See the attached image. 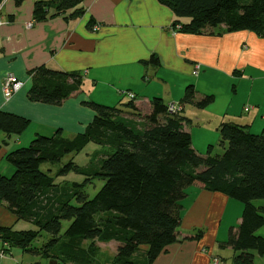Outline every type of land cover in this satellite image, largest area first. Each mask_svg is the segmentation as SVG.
<instances>
[{
  "label": "trees",
  "instance_id": "16d2710c",
  "mask_svg": "<svg viewBox=\"0 0 264 264\" xmlns=\"http://www.w3.org/2000/svg\"><path fill=\"white\" fill-rule=\"evenodd\" d=\"M13 1L17 6L24 0ZM82 1L36 0L33 18L41 21L68 10L71 16H78L83 12L78 7ZM158 2L172 10L175 32L198 34L223 25L228 32L251 30L264 36V0ZM145 62L158 65V58L151 55ZM27 74V99L54 106L80 91L83 83L82 73L43 64ZM194 96L193 85H187L179 105L193 103L201 108L214 100L213 94L196 101ZM149 104V111L135 121L121 115V108L82 101L81 105L94 113L82 132L71 137L62 136L61 129L51 135L35 134L27 145L9 150L5 160L13 171L0 174V201L16 219L35 228L0 226V248L5 253L21 248L60 264H93L97 242L115 241L111 264H153L178 240L181 202L188 187L199 185L243 203L236 230H230L222 244L235 252L232 264H254V254L264 256V235L257 232L264 226V206L253 202L264 199V126L254 133L245 125L222 122L218 128L222 151L213 154L214 145L210 144L205 154H200L183 128L188 119L180 115L181 106L170 113L168 103L160 97L151 98ZM124 105L130 113L139 114L133 99ZM30 123L22 115L0 110V132L7 136L22 134ZM90 142L109 150L99 166L80 167L68 162L56 175L72 171L84 176L83 181L56 182L41 169L42 164L57 163L72 152H80ZM95 179L103 184L88 198L84 187ZM63 221L67 224L62 230ZM41 232L48 240L33 248L31 243ZM201 236L202 231H198L182 238L198 240Z\"/></svg>",
  "mask_w": 264,
  "mask_h": 264
},
{
  "label": "crops",
  "instance_id": "0c3cea01",
  "mask_svg": "<svg viewBox=\"0 0 264 264\" xmlns=\"http://www.w3.org/2000/svg\"><path fill=\"white\" fill-rule=\"evenodd\" d=\"M35 1L24 0L16 6L13 0H6L0 12V110L22 115L31 121L20 135L7 136L0 132V174L10 175L13 171L5 160L9 150L26 145L35 134L51 135L61 129L63 136V130L68 126L75 134L82 132L94 116L92 110L81 105L82 101L93 100L82 90L60 106L29 101L26 97L30 86L27 70L42 64L52 69L82 73L83 79L95 84L108 73L110 78L127 79L128 87L134 91H126L134 93L133 100L138 109L141 103L146 105L147 111L151 98L138 97L135 90L138 91L140 83L147 81L149 85L158 81L168 85L178 81L177 85L168 88L176 87L180 97L185 87L192 84L196 101L204 96L203 93H208L206 88L199 89L198 82L200 85L207 82L206 85H212L210 91L214 96L212 111L207 112V128L218 130L222 122H233L245 125L254 133L262 130L263 35L251 30L228 32L223 25L198 34L173 33L175 16L158 0H83L78 5L83 12L78 16H71L68 10L35 21ZM27 22H32V26L26 27ZM151 55L158 58V65L145 62ZM196 65L198 69L194 74ZM7 73L22 79L24 86L6 101L1 86ZM221 78L230 79L233 84L227 87L219 81ZM166 99L178 98L168 92ZM93 101L103 103V100ZM168 101L165 103H170ZM180 106L182 111L184 104ZM36 107L58 112L64 118H54L50 114L39 125L29 112L30 108ZM73 109L82 115L79 119L75 118ZM185 123L183 128L189 132ZM192 146L196 150L193 142ZM192 186L195 189L187 194L182 204L180 236L158 255L153 264H232L235 252L230 246L222 247L223 237L218 240L216 236L229 197L199 185ZM239 221L240 217L236 226ZM0 226L19 230L25 223L16 219L6 203L0 201ZM198 231H202L198 240L182 238L184 234ZM257 232L264 235L260 230ZM141 250L143 252L144 248ZM21 252H24L21 248L19 251L11 249L0 258V264H29L23 262ZM214 259L218 262L214 263Z\"/></svg>",
  "mask_w": 264,
  "mask_h": 264
},
{
  "label": "rangeland",
  "instance_id": "374dc122",
  "mask_svg": "<svg viewBox=\"0 0 264 264\" xmlns=\"http://www.w3.org/2000/svg\"><path fill=\"white\" fill-rule=\"evenodd\" d=\"M241 3L246 2L247 0H239ZM110 73L104 75L103 77H100L99 81L95 83L90 82L89 80L82 79L83 83L81 86L82 93H84L88 98H91L93 100H103V103L108 106L121 108L124 110V112L121 113V115L129 117L134 119L135 121L141 120V115L147 113V107L145 104L139 105V114H132L129 112V109L124 105L129 98L122 94V91L133 90L132 87H128L126 80L122 79L119 80L117 78H110ZM196 80V77L193 76ZM28 79H30L28 75ZM146 80V79H145ZM220 82L225 84L227 87H229L233 82H231L230 79L221 78L219 80ZM146 84L140 83V86L138 87V91L135 90L138 97H146L148 99L155 97L162 98L163 102L168 101L166 99V95L168 92L170 94H174L176 98L174 100H169L170 102H179L181 97H183L185 89L183 90V93L180 97V91L176 89V87L168 88L170 85H177L178 81H175L174 83H169L168 85H164L162 82H151L149 85H147V81H145ZM92 83V84H91ZM207 82H201L202 85H200V82H198L199 89H205V92L208 91V93H203V95L206 94H213V91L211 90L212 85H206ZM145 85V86H144ZM201 86V87H200ZM170 89V90H169ZM172 89V91H171ZM169 90V91H168ZM180 90V89H179ZM240 92V91H239ZM243 95V94H241ZM199 96V95H198ZM168 101V102H169ZM195 101V98H194ZM100 103V102H97ZM213 101L209 103L208 105L204 107H197L193 103H184L183 110L180 111V115L185 116L189 119L190 122H186L185 128H187L191 134V139L193 142V145L196 147V150L200 152V154H205L207 144L209 142L212 143L213 151L212 153L221 152L222 149L218 145L219 141V131L215 129L207 128L206 126L209 123L208 114L207 112L212 111ZM72 111L75 115V118L79 119L82 115L79 112H76L75 109ZM29 112L32 117H34L35 122L39 125H42L44 123V120L48 118V116L51 114L54 116V118L63 117L58 112H50L47 110H40L36 108H30ZM64 118V117H63ZM62 118V119H63ZM39 121H38V120ZM75 133L70 129V126L67 127V129L63 130V136L71 137ZM29 143V142H28ZM26 143V145L28 144ZM202 150V151H201ZM109 150L106 147H101L100 145L94 144V143H88L80 152H72L66 156H64L59 162L57 163H45L41 165V169L43 171H48L52 176L55 177L56 182H63L65 184H68L72 181L81 182L84 179V176L80 174H76L72 171H68L63 176H56L58 171L65 167L68 162H73L72 164L78 165L80 167L84 166H99L102 162L103 158L106 156L107 152ZM103 180L95 179L91 183L87 184L84 187V192L87 194L88 198L93 197V195L97 192V190L102 186ZM193 189H195L194 186H190L187 188V194L192 193ZM230 201L228 205L225 208V211L223 212L222 217L220 218L219 225H218V232H217V239L220 240L221 237H223L221 242H225L227 240L229 231L232 230L236 226V222L238 218L240 217L243 203L239 200L229 198ZM184 200V199H183ZM182 200V204H184ZM255 205H262L264 206V199H256L253 201ZM25 226L20 227L21 229H28V228H35L31 223L24 221ZM67 221L62 222V230L66 227ZM261 232L264 233V226L259 229ZM260 234V233H258ZM262 235V234H261ZM48 237L45 232H41L40 236L36 237L32 243L31 246L33 248H39L41 247L45 242H47ZM87 242H84L83 245H86ZM116 242L111 241L108 243H97V255L96 259L93 262V264H111L113 261V257L116 252ZM222 247H225L227 249V245H224ZM13 251H19L20 248L13 247ZM23 254V262L35 264H48L49 260L43 257L40 254H33L29 252H21ZM255 258L254 261H256L257 264H264V256H260L258 254H254ZM62 264V263H61ZM63 264H69V263H63Z\"/></svg>",
  "mask_w": 264,
  "mask_h": 264
},
{
  "label": "built area",
  "instance_id": "2783aa9c",
  "mask_svg": "<svg viewBox=\"0 0 264 264\" xmlns=\"http://www.w3.org/2000/svg\"><path fill=\"white\" fill-rule=\"evenodd\" d=\"M6 0H3L0 3V12L1 9L4 5V2ZM1 24V21H0ZM26 27H30L32 26V22H27L25 24ZM179 27V25H176V28ZM175 31L173 30V33ZM197 69H198V65H196L193 73L196 74L197 73ZM24 86V81L22 79H20L19 77H17L16 75H14L13 73H7L3 80H2V86H1V90H2V95L4 100H9L16 92H18L19 90L22 89V87ZM122 94H125L129 99H134V93L130 92V91H123ZM167 108L168 111L170 113H176L179 109H180V105L178 102H170L167 104ZM249 109V107H245V110L247 111ZM7 253H5L4 249L0 248V258L4 257ZM218 259H214V263H217Z\"/></svg>",
  "mask_w": 264,
  "mask_h": 264
},
{
  "label": "water",
  "instance_id": "95a60500",
  "mask_svg": "<svg viewBox=\"0 0 264 264\" xmlns=\"http://www.w3.org/2000/svg\"><path fill=\"white\" fill-rule=\"evenodd\" d=\"M48 264H60V263L52 259V260H49Z\"/></svg>",
  "mask_w": 264,
  "mask_h": 264
}]
</instances>
